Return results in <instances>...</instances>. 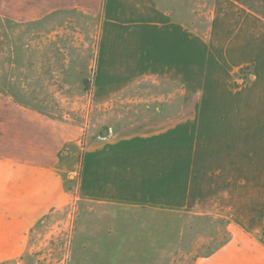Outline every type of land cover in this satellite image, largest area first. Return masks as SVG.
<instances>
[{"label": "rangeland", "instance_id": "obj_1", "mask_svg": "<svg viewBox=\"0 0 264 264\" xmlns=\"http://www.w3.org/2000/svg\"><path fill=\"white\" fill-rule=\"evenodd\" d=\"M110 5L99 15L0 18V94L76 135L56 170L0 160V264H264L261 246L229 220L90 202L81 188L109 192L111 173L96 172L103 156L93 151L125 141L160 149L162 139L176 151L177 107L225 103L220 78L264 44V20L232 0ZM155 11L169 13L162 27L143 16ZM172 29L178 41H156ZM152 169L161 183L166 166Z\"/></svg>", "mask_w": 264, "mask_h": 264}, {"label": "crops", "instance_id": "obj_2", "mask_svg": "<svg viewBox=\"0 0 264 264\" xmlns=\"http://www.w3.org/2000/svg\"><path fill=\"white\" fill-rule=\"evenodd\" d=\"M106 1L0 0V18L26 23L67 11L99 15L109 12ZM143 14L158 27L169 18V13L157 11ZM174 32L172 29L171 34L156 41H178ZM254 47L249 57L237 60L228 75L220 78L228 93L225 103H182L177 107L176 151L170 152L168 142L162 139L160 149L154 145L135 147L125 141L91 152L103 156L96 172H110L112 179L108 177L111 184H106L108 194H94V187L85 190L81 184L84 198L127 208L158 207L223 218L264 250V44ZM181 94L184 96L185 91ZM75 138L72 125L0 94L1 161L56 170L62 166L64 149ZM165 166L161 183L155 182L150 176L154 174L152 168L163 170ZM133 173L141 177L139 183L131 181ZM163 178L166 183H162Z\"/></svg>", "mask_w": 264, "mask_h": 264}, {"label": "trees", "instance_id": "obj_3", "mask_svg": "<svg viewBox=\"0 0 264 264\" xmlns=\"http://www.w3.org/2000/svg\"><path fill=\"white\" fill-rule=\"evenodd\" d=\"M264 20V0H232Z\"/></svg>", "mask_w": 264, "mask_h": 264}, {"label": "water", "instance_id": "obj_4", "mask_svg": "<svg viewBox=\"0 0 264 264\" xmlns=\"http://www.w3.org/2000/svg\"><path fill=\"white\" fill-rule=\"evenodd\" d=\"M102 136H103V137L108 136V131H107V130H103V131H102Z\"/></svg>", "mask_w": 264, "mask_h": 264}]
</instances>
